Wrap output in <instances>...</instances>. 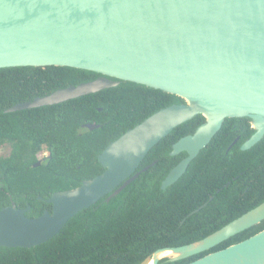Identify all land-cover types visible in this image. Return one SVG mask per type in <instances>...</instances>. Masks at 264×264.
Listing matches in <instances>:
<instances>
[{"label": "water", "instance_id": "1", "mask_svg": "<svg viewBox=\"0 0 264 264\" xmlns=\"http://www.w3.org/2000/svg\"><path fill=\"white\" fill-rule=\"evenodd\" d=\"M27 67H66L98 77L4 113L58 105L125 83L183 103L157 111L109 143L97 157L103 173L73 190L54 193L46 200L51 213L31 219L25 216L29 208L12 204L1 209L0 248L42 245L77 213L107 195L106 201L118 195L138 178L136 170L148 152L196 116L204 122L172 145L170 156L186 157L170 170L161 190L185 174L224 120H249L253 134L240 151L264 137V0H0V69ZM263 220L264 201L204 239L159 249L141 264L183 261ZM188 264H264V230Z\"/></svg>", "mask_w": 264, "mask_h": 264}, {"label": "trees", "instance_id": "2", "mask_svg": "<svg viewBox=\"0 0 264 264\" xmlns=\"http://www.w3.org/2000/svg\"><path fill=\"white\" fill-rule=\"evenodd\" d=\"M97 77L66 67L0 69V147H10L9 155L0 158V210L12 204L29 208L25 216L31 219L51 213L46 200L54 193L73 190L82 179L103 173L97 157L109 143L157 111L183 103L175 96L125 83L58 105L4 113ZM203 122L199 115L175 128L145 156L136 170L137 179L109 201L107 195L77 213L48 242L31 249L0 248V264H141L159 249L202 240L260 205L264 137L248 151H240L253 134L245 118L224 120L185 174L160 189L170 170L186 157L185 153L170 156L172 145L192 135ZM88 124L98 128L88 130ZM43 150L47 156L41 161ZM263 230L264 220L207 252L158 264H188Z\"/></svg>", "mask_w": 264, "mask_h": 264}, {"label": "rangeland", "instance_id": "3", "mask_svg": "<svg viewBox=\"0 0 264 264\" xmlns=\"http://www.w3.org/2000/svg\"><path fill=\"white\" fill-rule=\"evenodd\" d=\"M9 155V148L8 146H2L0 147V158L7 157ZM46 156L44 154H41L39 156L40 158H45Z\"/></svg>", "mask_w": 264, "mask_h": 264}, {"label": "flooded vegetation", "instance_id": "4", "mask_svg": "<svg viewBox=\"0 0 264 264\" xmlns=\"http://www.w3.org/2000/svg\"><path fill=\"white\" fill-rule=\"evenodd\" d=\"M81 127L83 128V125H82ZM5 146H8V145H5ZM8 148H9V153H10V147L8 146ZM41 154H44L45 156H47V152H46V150H43V151L40 153V155H41ZM40 160L42 161L43 158H40ZM97 162H98V161H97ZM102 169H103V168H102ZM103 171H104V170H103ZM83 181H85V180L82 179V180H81V183H82ZM103 198H104V197H103ZM101 199H102V198H101ZM101 199H100V200H101ZM100 200H99V201H100ZM99 201H98V202H99ZM95 204H96V203H95ZM95 204H94V205H95ZM91 207H92V206H91ZM51 210H52V207H51Z\"/></svg>", "mask_w": 264, "mask_h": 264}, {"label": "bare ground", "instance_id": "5", "mask_svg": "<svg viewBox=\"0 0 264 264\" xmlns=\"http://www.w3.org/2000/svg\"><path fill=\"white\" fill-rule=\"evenodd\" d=\"M165 255H168V253H166ZM150 264H152V263H150Z\"/></svg>", "mask_w": 264, "mask_h": 264}]
</instances>
